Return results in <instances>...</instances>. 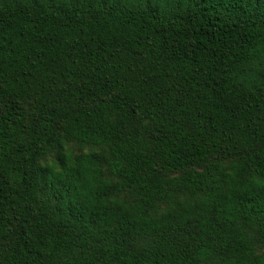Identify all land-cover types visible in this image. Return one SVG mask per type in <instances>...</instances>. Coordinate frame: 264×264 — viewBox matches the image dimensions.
Instances as JSON below:
<instances>
[{
    "label": "trees",
    "instance_id": "1",
    "mask_svg": "<svg viewBox=\"0 0 264 264\" xmlns=\"http://www.w3.org/2000/svg\"><path fill=\"white\" fill-rule=\"evenodd\" d=\"M0 264H264V0H0Z\"/></svg>",
    "mask_w": 264,
    "mask_h": 264
}]
</instances>
